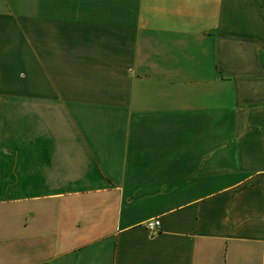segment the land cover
Listing matches in <instances>:
<instances>
[{
    "label": "crops",
    "instance_id": "0c3cea01",
    "mask_svg": "<svg viewBox=\"0 0 264 264\" xmlns=\"http://www.w3.org/2000/svg\"><path fill=\"white\" fill-rule=\"evenodd\" d=\"M0 264H264V0H0Z\"/></svg>",
    "mask_w": 264,
    "mask_h": 264
},
{
    "label": "built area",
    "instance_id": "2783aa9c",
    "mask_svg": "<svg viewBox=\"0 0 264 264\" xmlns=\"http://www.w3.org/2000/svg\"><path fill=\"white\" fill-rule=\"evenodd\" d=\"M161 227V221L158 218H155L153 220H150L149 222H147V228L152 232V233H156L159 231Z\"/></svg>",
    "mask_w": 264,
    "mask_h": 264
}]
</instances>
